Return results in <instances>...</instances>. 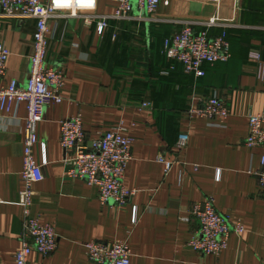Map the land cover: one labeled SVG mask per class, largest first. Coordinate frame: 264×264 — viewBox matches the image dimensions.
Returning <instances> with one entry per match:
<instances>
[{
    "label": "crops",
    "instance_id": "crops-1",
    "mask_svg": "<svg viewBox=\"0 0 264 264\" xmlns=\"http://www.w3.org/2000/svg\"><path fill=\"white\" fill-rule=\"evenodd\" d=\"M114 12V3L95 0L91 10L64 11L48 22L46 61L63 72V100L45 107L37 125L34 159L43 179L33 185L32 212L54 227L57 247L45 256L32 251L28 264H96L84 246L92 240H126L130 264H264V190L249 174L260 168L264 145H244L248 115L264 116V0H160L148 20H138L132 4L131 17L109 19L102 35L95 23L74 16ZM183 21L193 22L196 31L207 28L211 37L222 28L208 23L230 25L229 60L204 65L201 77L169 61L161 52L163 40ZM34 28L32 19L0 16V42L11 52L6 80L26 82ZM212 96L227 104L223 122L189 114ZM26 114L24 104L0 111V264H15L20 247ZM76 115L88 142L118 123L126 127L132 159L124 182L135 189L126 205L101 203L95 186L67 175L60 121ZM181 133L189 139L178 149ZM158 155L173 161L167 174ZM207 196L231 223L244 226L241 235L230 234L219 255H202L186 244L198 226L190 209Z\"/></svg>",
    "mask_w": 264,
    "mask_h": 264
},
{
    "label": "built area",
    "instance_id": "built-area-1",
    "mask_svg": "<svg viewBox=\"0 0 264 264\" xmlns=\"http://www.w3.org/2000/svg\"><path fill=\"white\" fill-rule=\"evenodd\" d=\"M115 4L113 15H74L86 25L96 24V31L102 35L109 19H129L132 4L138 10V20H148L146 16L154 15L160 0H109ZM95 0H0V16L7 19L34 20L33 52L29 58L28 78L24 84L16 79L6 80L7 63L10 50L0 42V111L9 113L19 104L26 108L22 169L20 172L23 188L19 191V203L23 209L20 247L14 254L15 264H28L32 251L41 255L51 254L57 247V237L52 225L40 222L32 212L33 185L43 179L41 165L34 159V147L38 143L37 125L43 120L45 107L61 103L60 90L64 85L61 69L47 65L48 22L59 17L61 12L85 9L91 10ZM143 15V16H141ZM193 22L183 21L181 29L164 38L161 52L171 62L182 65L185 73L195 77L205 74L204 65L225 63L230 57V42L224 23L211 22L208 26H218L222 32L211 37L208 29L196 31ZM258 58L257 53H253ZM172 68V67H171ZM149 106L147 103L143 107ZM192 117L218 119L223 122L229 116L226 102L216 96L202 101L201 106L191 109ZM248 132L244 145L249 148L264 145V116L250 114ZM189 136L181 133L176 146L183 149ZM132 139L122 123L105 131L100 137L87 141L80 115L71 116L60 121L59 144L65 152L63 159L67 166V175L81 179L98 190L101 203H112L120 207L126 205L135 194L124 182V175L131 155ZM42 164L46 163L45 145L41 144ZM156 160L163 164L167 174L173 161L158 155ZM196 168V167H195ZM261 190H264V155L260 168L249 170ZM1 202V199H0ZM190 215L197 221V228L187 241V246L202 255H219L227 248L231 233L241 235L244 226L240 221L231 223L215 207L214 197L207 196L190 209ZM137 221L136 206L133 207L132 223ZM89 261L96 264H130L132 251L126 240L98 241L84 244Z\"/></svg>",
    "mask_w": 264,
    "mask_h": 264
}]
</instances>
